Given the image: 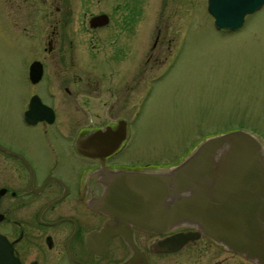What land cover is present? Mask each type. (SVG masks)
<instances>
[{
    "label": "rangeland",
    "instance_id": "obj_1",
    "mask_svg": "<svg viewBox=\"0 0 264 264\" xmlns=\"http://www.w3.org/2000/svg\"><path fill=\"white\" fill-rule=\"evenodd\" d=\"M64 2L69 34L79 45L77 66L101 80L99 98L80 97L91 105L84 117L126 118L132 162L158 163V170L173 167L205 138L236 129L253 132L264 144V6L247 15L239 29L226 31L216 28L208 0ZM99 12L114 19L98 40L88 31L91 16ZM64 13L44 0H0V140L26 134L22 104L34 90L45 91L31 89L28 65L44 56L50 61L47 34ZM128 13L130 98L124 102L117 93L115 101L121 103L109 110L104 104L113 102L108 93L113 24L115 18L127 23Z\"/></svg>",
    "mask_w": 264,
    "mask_h": 264
},
{
    "label": "flooded vegetation",
    "instance_id": "obj_2",
    "mask_svg": "<svg viewBox=\"0 0 264 264\" xmlns=\"http://www.w3.org/2000/svg\"><path fill=\"white\" fill-rule=\"evenodd\" d=\"M44 1L50 7L56 4L59 12L65 11L51 24L47 34L50 61L44 56L34 58L28 65L31 89L40 86L46 92L34 90L22 104L26 134L17 135L12 141L0 140V234L11 244L13 256L21 264H259L194 225L183 223L170 231L148 229L126 221L129 217L113 216L99 209L108 188L105 179L109 173L146 172L160 167L158 163L131 161L130 124L126 118L100 119L99 113L84 117V111L91 105L82 102L80 97L99 98L101 80L92 70H80L77 66L76 55L79 56L80 50L69 34L70 13L66 12L64 0ZM115 9L121 10L120 7ZM100 14H107L109 22L91 26V18ZM95 15L89 20L88 32L99 40V33L112 25L114 18L107 12ZM129 21L128 13L127 23L115 18L113 24L114 57L110 59L112 80L108 88L113 102L104 104L109 110L121 103L119 98L115 101L117 93H123L124 102L130 98L132 71L129 39L125 37ZM122 39L123 45L120 44ZM158 41L159 34L149 57ZM34 61H40L43 67L37 82L30 78ZM34 95L53 108V121L43 119L30 123L25 120L24 113ZM121 123L126 128L123 139H120ZM97 131L103 133L104 141L94 145L96 155L81 152L79 140ZM117 137L120 139L117 147L106 152L117 142ZM108 226L110 230L103 233ZM120 226L133 237L132 243L118 230ZM185 236L191 237L178 247L161 248V240Z\"/></svg>",
    "mask_w": 264,
    "mask_h": 264
},
{
    "label": "water",
    "instance_id": "obj_3",
    "mask_svg": "<svg viewBox=\"0 0 264 264\" xmlns=\"http://www.w3.org/2000/svg\"><path fill=\"white\" fill-rule=\"evenodd\" d=\"M263 6L264 0H208L216 28L226 31L239 29L247 15ZM108 22L107 14L90 20L93 27ZM41 64H31L33 82L42 76ZM24 118L30 123L53 121L55 112L34 95ZM120 129L123 139L124 123ZM118 138L106 152L117 147ZM103 141V133L97 131L79 140L78 146L81 152L96 155L94 145ZM105 182L108 188L99 209L129 217L126 221L148 229L170 231L180 224H191L230 249L264 264V144L253 132L236 129L214 134L173 167L146 172L114 171ZM124 226L118 230L131 242L133 237ZM109 230L108 226L103 233ZM190 237L161 240V248L174 249ZM0 264H21L1 234Z\"/></svg>",
    "mask_w": 264,
    "mask_h": 264
}]
</instances>
